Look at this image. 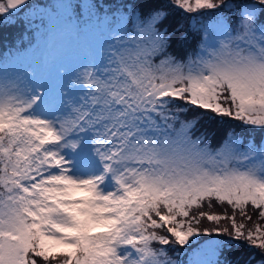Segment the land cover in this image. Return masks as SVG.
Segmentation results:
<instances>
[{
  "label": "snow or ice",
  "instance_id": "snow-or-ice-1",
  "mask_svg": "<svg viewBox=\"0 0 264 264\" xmlns=\"http://www.w3.org/2000/svg\"><path fill=\"white\" fill-rule=\"evenodd\" d=\"M105 4L0 0L40 32L0 59V264H176L153 242L199 235L221 237L200 264H264V0ZM177 12L208 19L190 55Z\"/></svg>",
  "mask_w": 264,
  "mask_h": 264
},
{
  "label": "trees",
  "instance_id": "trees-1",
  "mask_svg": "<svg viewBox=\"0 0 264 264\" xmlns=\"http://www.w3.org/2000/svg\"><path fill=\"white\" fill-rule=\"evenodd\" d=\"M50 1V0H47ZM106 2L110 3H114L115 0H106ZM193 17L191 16L190 19L185 18V15L182 12H177L174 14V22L175 21H180L182 23L185 24V27L188 28L187 32L185 33L186 37H189L190 34H196V31L194 30V26H192V22H193ZM26 21L27 20V15L22 16V17H17V22L14 24H7V25H3L0 26V59L3 60H7L10 58V55H12L14 52L24 49V48H28L29 46L34 44L35 39L38 37V35H40V32L37 33V31L34 29L33 25H35V22L31 25H28L26 22H21V21ZM199 21V19H197V22ZM189 25H191V27H189ZM190 32V34H189ZM36 48V47H35ZM34 49V48H33ZM189 117L185 116L182 117V119H187ZM226 119V118H225ZM230 123H235V122H230ZM223 127H227V124L224 123L223 121H220L219 123H215L212 121H205L204 124V129L203 130H212L215 131L216 129L219 128H223ZM243 130V129H241ZM211 135V132H210ZM249 136L252 138H255L257 141H259L262 137L259 134V132H250ZM219 140V136H214L212 138V140H210V143H213V147H216V143L215 141ZM223 209L221 208V206H213L211 208V210H209L207 207H204V209L202 211L204 212H210V213H220ZM229 214H230V209H228ZM239 217V216H238ZM207 219H203L201 220V228L204 229L206 224H203L204 221H206ZM227 221L226 220H222L220 222L221 227L226 226L227 225ZM205 225V226H204ZM210 229L216 227L217 225L214 224H209ZM207 227V226H206ZM160 231V234H166L164 233L162 230H157ZM207 237H212L214 238L212 241L214 242L216 239H221V237H216L215 235H211V236H204V238ZM174 240V238H171ZM223 239H226V237H224ZM210 239H205L203 242L206 243V241H208ZM201 245V244H200ZM213 243L211 244L212 247ZM199 246V244H198ZM153 248L159 249L161 247H165L168 249V256L177 262V264H192V252L194 251V247L193 244H186V245H179V244H169V245H159L158 243L153 242L152 244ZM231 248H238L239 249V253L233 252V251H227L225 253V256H221L220 259L223 262L226 259L227 264H233V259L235 256L239 255L240 258H246V254H245V250L243 248H239V245H231ZM197 249V248H196ZM199 250V252H201L202 247ZM248 252H253L252 249H248ZM200 255V253H199Z\"/></svg>",
  "mask_w": 264,
  "mask_h": 264
},
{
  "label": "rangeland",
  "instance_id": "rangeland-1",
  "mask_svg": "<svg viewBox=\"0 0 264 264\" xmlns=\"http://www.w3.org/2000/svg\"><path fill=\"white\" fill-rule=\"evenodd\" d=\"M32 2H33V4H35L36 0H32ZM43 2L54 7L56 4H58L60 2V0H50V1L43 0ZM74 2H75V0H74ZM101 2L105 3V0H101ZM124 2H125V0H115L114 3L106 2L105 7L106 8H115V7H117V5L122 4ZM83 15L85 17L87 16V10L86 9L84 10ZM192 17H193L192 18L193 19L192 26H194V30L196 31L197 35L196 34H190V32H189V34H190L189 37H186L185 33L187 32L188 28L185 27L186 30H185L184 33H181V36H184L186 38L183 39L180 42V44L178 45V47L182 50L183 53H187L189 55L192 54V52L199 47V45L201 43V40H202V35H201V33H199L197 31V29L200 28L202 24L208 23V19L205 16H201L199 14H195V15H192ZM197 19H199L198 22H197ZM33 27L38 33L39 32V30H38L39 29V20L38 19L35 20V25H33ZM39 42H40V35H38V37L35 39L33 45L29 46L28 48H24V49L18 50L16 52H14L12 55H10V58L7 59V61L9 62V70H10V72L12 71L13 68L20 67L21 65H23L27 61H29L34 55L37 54V52H38L37 44ZM14 60L16 61L15 64H13ZM204 207H207L209 210H211V208H212V207L209 208L205 204L202 208H200V209H195L194 208L192 211H193V213H198V212L202 211L204 209ZM227 207H228L227 205L221 206L222 209L227 208ZM237 220L239 222V217L238 216H237ZM220 222H219V225H220ZM201 223L202 222H200V225H201ZM203 224H206L207 227L205 225L204 226H205V228H208L209 230L212 229V228L210 229L209 224L217 225L215 222H209L208 220L204 221ZM200 225H199V228H200L201 232H203V229L201 228ZM204 236L205 235L189 237V244L190 245L193 244V247H194L193 248L194 251L192 252V264H200V262L202 260L211 258L210 255L206 254V252L211 248V244L213 243L212 240L214 238H212V237L204 238ZM205 239H210V240H208V241H206V243H204L203 241ZM198 244H199V246H198ZM201 247H202V250H201V252H199L200 253V255H199V253H198L199 250H197V249H200ZM176 264H177V262H176Z\"/></svg>",
  "mask_w": 264,
  "mask_h": 264
}]
</instances>
